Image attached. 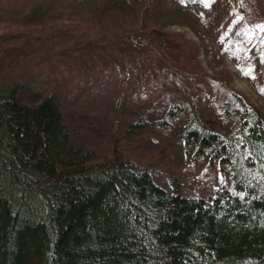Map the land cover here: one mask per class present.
I'll list each match as a JSON object with an SVG mask.
<instances>
[{"label": "trees", "instance_id": "trees-1", "mask_svg": "<svg viewBox=\"0 0 264 264\" xmlns=\"http://www.w3.org/2000/svg\"><path fill=\"white\" fill-rule=\"evenodd\" d=\"M20 1L22 9L0 21V39L20 35L14 49L27 52L84 30L95 36L87 48H115L131 96L157 89L164 70L186 75L166 63L181 45L161 43L156 4ZM166 86L176 94L165 120L183 151L227 177L212 193L183 190L174 168L163 173L162 188L155 166L128 161L118 145L99 157L75 148L52 95L33 98L26 82L0 87V264H264L261 113L236 93L216 91L232 120L223 133L196 108L192 90L199 86Z\"/></svg>", "mask_w": 264, "mask_h": 264}, {"label": "rangeland", "instance_id": "rangeland-1", "mask_svg": "<svg viewBox=\"0 0 264 264\" xmlns=\"http://www.w3.org/2000/svg\"><path fill=\"white\" fill-rule=\"evenodd\" d=\"M24 1L25 5L42 2ZM142 1L146 8L158 5L161 43L168 48L181 45L179 55H169L166 63L186 75L176 78L164 70L157 89L131 96L124 70L115 63V48L107 43L87 48L86 40L95 36L81 30L76 37H61L27 52L14 49L20 35L0 39V87L26 82L33 98L52 95L75 148L99 157L118 145L128 161L155 166L154 178L162 188L168 189L163 173L174 168L184 176L183 190L212 193L227 177L183 151L178 130L165 120L169 95L176 93L165 92L162 79L168 80L171 90H177L179 83L189 89L199 86V91L192 90L196 108L223 133L231 129L232 120L216 91L242 96L261 113L264 132V0ZM22 2L0 0V21L7 12L21 10ZM156 13L150 12L151 17Z\"/></svg>", "mask_w": 264, "mask_h": 264}]
</instances>
